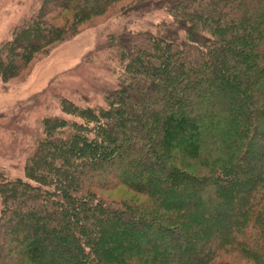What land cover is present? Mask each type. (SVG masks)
<instances>
[{
    "label": "trees",
    "instance_id": "obj_1",
    "mask_svg": "<svg viewBox=\"0 0 264 264\" xmlns=\"http://www.w3.org/2000/svg\"><path fill=\"white\" fill-rule=\"evenodd\" d=\"M121 1L39 0L0 47V76L76 34L47 7L76 27ZM157 9L169 19L109 34L104 105L60 97L73 119L42 120L25 178L0 171V264H264V0H136L120 14ZM118 186L133 196L101 193Z\"/></svg>",
    "mask_w": 264,
    "mask_h": 264
},
{
    "label": "rangeland",
    "instance_id": "obj_2",
    "mask_svg": "<svg viewBox=\"0 0 264 264\" xmlns=\"http://www.w3.org/2000/svg\"><path fill=\"white\" fill-rule=\"evenodd\" d=\"M132 1L136 0H122L101 16L85 19L76 27H73L76 15L72 10H53L55 3L46 8L52 10L45 19L60 27L59 35L74 31L76 34L32 50L22 72L14 77L4 80L0 76V171L11 178H25L26 161L43 132L42 120L50 115L73 119L63 113L60 97L83 106L104 105L105 93L115 88L118 80L114 68L119 61L115 46L108 43L109 34L125 26L142 30L169 19L160 9L145 15L120 14ZM38 8L39 0H0V47L12 39L14 28ZM101 193L111 199L133 196L123 186ZM134 198L138 203L144 200L141 196ZM1 208L0 197V213ZM180 229L190 233L187 228ZM172 252L174 257L179 255L175 250ZM61 253L68 262L69 253Z\"/></svg>",
    "mask_w": 264,
    "mask_h": 264
}]
</instances>
